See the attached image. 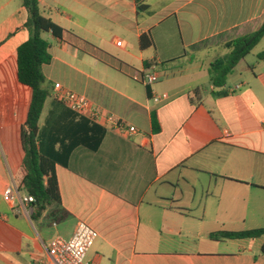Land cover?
<instances>
[{"label":"crops","instance_id":"crops-1","mask_svg":"<svg viewBox=\"0 0 264 264\" xmlns=\"http://www.w3.org/2000/svg\"><path fill=\"white\" fill-rule=\"evenodd\" d=\"M39 3L64 30L45 38L52 94L40 130L56 119L77 130L84 119L54 99L60 84L138 131L101 126L97 149L79 144L67 164H56L66 218L45 211L33 220L31 204L4 201L8 186L19 189L24 157L18 108L28 88L18 81L16 53L29 38V12L21 0H0V264H53L49 243L71 238L80 221L98 232L88 253L97 264H264V237L211 238L264 227V38L223 87L209 74L226 42L259 26L264 0ZM144 34L154 42L146 49ZM145 70L159 81L145 84Z\"/></svg>","mask_w":264,"mask_h":264},{"label":"trees","instance_id":"trees-1","mask_svg":"<svg viewBox=\"0 0 264 264\" xmlns=\"http://www.w3.org/2000/svg\"><path fill=\"white\" fill-rule=\"evenodd\" d=\"M28 10L29 17L25 27L29 38L17 49V78L20 84L28 88L26 105L18 108L21 122V144L24 157L21 163V179L19 190L34 197L31 204L34 220L43 212L48 211V217L60 221L68 216V212L59 207L61 194L57 181L55 166L57 163L67 164V159L73 148L83 144L91 149H97L105 133V129L88 119H81L79 127L70 129L56 120L47 121L46 127L40 130L39 121L46 101L51 97L52 88L46 82L43 65L50 64L53 57L51 44L45 39V33H52L62 38L64 30L51 18L42 14L39 0H21ZM264 38V19L259 26L244 35L238 36L224 44L229 53L217 58L209 66L211 83L216 88L223 87L228 76L237 65L251 53ZM154 45L152 36L144 34L141 37V48ZM153 131L161 130L156 113L152 115ZM68 141V143H66ZM60 149H57V145ZM55 206V207H54ZM264 237V227L240 232H217L211 234L213 240L223 239H256ZM264 254V243L262 245Z\"/></svg>","mask_w":264,"mask_h":264},{"label":"built area","instance_id":"built-area-1","mask_svg":"<svg viewBox=\"0 0 264 264\" xmlns=\"http://www.w3.org/2000/svg\"><path fill=\"white\" fill-rule=\"evenodd\" d=\"M142 81L147 84H155L159 81L160 75L157 72L143 71ZM140 77V73L137 74ZM53 97L64 104L69 110L88 119L94 124L117 131L123 135L137 133L134 125H128L113 113L94 104L86 95L75 91L64 89L60 84L54 86ZM156 102L160 99L155 97ZM3 200L13 203L18 197L23 203L32 204L34 197L30 195L20 196L19 189L8 186L3 192ZM98 232L85 221H80L73 236L69 239L57 236L48 245L47 250L52 258L53 264H97L88 260V253L93 247Z\"/></svg>","mask_w":264,"mask_h":264},{"label":"rangeland","instance_id":"rangeland-1","mask_svg":"<svg viewBox=\"0 0 264 264\" xmlns=\"http://www.w3.org/2000/svg\"><path fill=\"white\" fill-rule=\"evenodd\" d=\"M47 36H48L47 33H45V34H44V37L46 38ZM257 51H259V48L256 49V50H254V52H252L251 54H249V55L247 56V58H246L247 62H251V61H253V59L255 58L254 55H255V53H257ZM109 52H110V51H109ZM112 52H114V51H112ZM110 53H111V52H110ZM228 53H229V50L226 49V48H224L223 51H222V55H221V57L227 55ZM49 102H50V99H48V101H47V103H46V105H45V109H44V113H43L42 119L45 117L46 111H47V109H48ZM11 139H13V135H11ZM16 142H17V139H16ZM19 149H20V150H19ZM17 150H18V152H19V151H22L21 148H18V147H17ZM22 194L25 195V194H26L25 191H22Z\"/></svg>","mask_w":264,"mask_h":264}]
</instances>
